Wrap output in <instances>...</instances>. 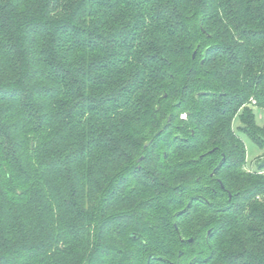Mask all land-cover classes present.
I'll use <instances>...</instances> for the list:
<instances>
[{"label": "trees", "instance_id": "16d2710c", "mask_svg": "<svg viewBox=\"0 0 264 264\" xmlns=\"http://www.w3.org/2000/svg\"><path fill=\"white\" fill-rule=\"evenodd\" d=\"M257 110L264 0H0V264H264Z\"/></svg>", "mask_w": 264, "mask_h": 264}, {"label": "rangeland", "instance_id": "374dc122", "mask_svg": "<svg viewBox=\"0 0 264 264\" xmlns=\"http://www.w3.org/2000/svg\"><path fill=\"white\" fill-rule=\"evenodd\" d=\"M182 116L185 117V114H183ZM256 118H257L258 124L263 125L264 124V111L257 110ZM240 125H241V122L239 118L237 117L234 121V128L246 145L247 168L254 170L258 163V160H257L258 157L263 156L264 158V150H262L247 134L239 130Z\"/></svg>", "mask_w": 264, "mask_h": 264}, {"label": "built area", "instance_id": "2783aa9c", "mask_svg": "<svg viewBox=\"0 0 264 264\" xmlns=\"http://www.w3.org/2000/svg\"><path fill=\"white\" fill-rule=\"evenodd\" d=\"M252 104L256 105V100L252 99Z\"/></svg>", "mask_w": 264, "mask_h": 264}, {"label": "water", "instance_id": "95a60500", "mask_svg": "<svg viewBox=\"0 0 264 264\" xmlns=\"http://www.w3.org/2000/svg\"><path fill=\"white\" fill-rule=\"evenodd\" d=\"M142 158H140V160H141Z\"/></svg>", "mask_w": 264, "mask_h": 264}]
</instances>
